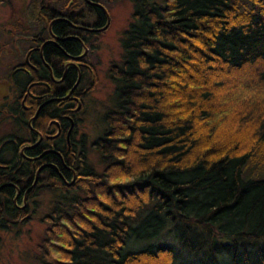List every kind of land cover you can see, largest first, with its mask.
<instances>
[{"label": "trees", "instance_id": "16d2710c", "mask_svg": "<svg viewBox=\"0 0 264 264\" xmlns=\"http://www.w3.org/2000/svg\"><path fill=\"white\" fill-rule=\"evenodd\" d=\"M48 1L31 0L36 32ZM131 1L100 132L76 146L70 114V151L53 139L45 154L44 140L29 150L33 167L0 161V228L29 222L50 193L40 264H264V0ZM80 12L107 17L87 0ZM81 40L59 44L74 55ZM87 69L80 65L82 100L97 82L83 80ZM27 167H41L40 179L16 196L4 184Z\"/></svg>", "mask_w": 264, "mask_h": 264}, {"label": "flooded vegetation", "instance_id": "af4514ba", "mask_svg": "<svg viewBox=\"0 0 264 264\" xmlns=\"http://www.w3.org/2000/svg\"><path fill=\"white\" fill-rule=\"evenodd\" d=\"M89 2L103 7L102 2L100 3L99 0H91ZM79 3H74L72 0L68 4L60 6L58 1H48L44 6L47 13L43 12L41 19L44 27L41 31L34 32L33 37H31V42L25 45V51L23 49V53L21 54L19 52L17 55V60L12 66L9 78L7 79L9 80L8 85L12 86L13 83V94L15 98L13 95H10L11 99L5 105L1 106L3 116L8 110L12 112L10 117L15 121L16 132H8L0 137L1 162H8L13 166L14 162L15 164L21 163L25 165L29 162L30 166H35L34 161L37 162V157H32L29 150L34 149L39 142L41 144L44 140V146L48 145L50 147L49 150L43 152L45 154L54 152L52 144L47 143L53 139H58L59 143H61L59 147L56 146V150L64 147L65 142V146H68L67 150L70 151V145L68 143L69 127L67 128L68 122H73L70 114H74V119L77 121L80 120L79 114L84 101L80 98V65L90 67L89 62L86 60L90 50V47L87 45L90 39L88 34L85 35L83 33L104 31L109 22L108 17H105L103 22L98 17L89 22L86 21L84 17L80 16L83 13L80 12ZM74 4L79 9L76 14L73 13L75 11ZM58 24L64 25L65 28L70 27V29H73L74 32H70V36L75 38L79 42V45L80 36L82 37L81 41L84 50L81 53L78 52L74 55L66 54L63 45L71 37L65 36V34H61L62 36L53 35L51 31H55ZM59 43L63 45L60 46ZM47 45L53 48L46 49ZM38 54L40 60L38 59ZM69 80H76L71 88V82ZM53 82H57L55 84H58L59 88L56 87L54 89ZM44 87H47L49 92L47 95H50V97L47 95L43 96L46 94ZM74 88L75 90L77 89L75 92ZM42 96L45 98L48 97V100L40 103ZM78 104L80 106L76 108ZM42 107L43 109L40 113ZM36 117H39L40 120L37 126L33 127L30 123ZM19 130L26 131V134H17ZM72 132L74 134L77 133L74 129ZM72 143L82 148L83 139L80 136V138L74 139ZM34 151L36 152V150ZM47 157V164L50 165L49 161L52 158L50 156ZM61 161L62 163L64 162L62 157ZM13 166L11 169H13ZM0 168L3 170L6 167L0 163ZM40 169L41 167L34 174H31L32 170L29 167L21 171L19 168H16L12 172L14 177L10 178L12 182L11 180L9 183L4 182V185L13 186V190L17 189L16 196L20 194L26 196L33 189V186L37 185L40 179L38 177ZM13 202L15 203V201Z\"/></svg>", "mask_w": 264, "mask_h": 264}, {"label": "rangeland", "instance_id": "374dc122", "mask_svg": "<svg viewBox=\"0 0 264 264\" xmlns=\"http://www.w3.org/2000/svg\"><path fill=\"white\" fill-rule=\"evenodd\" d=\"M9 1L10 6L0 7V47L2 50L0 53V99L3 93L10 92L7 79L17 60L18 53L31 42V37L36 32L34 30L35 22L32 20L34 12L31 0ZM70 1L72 0H58V4L61 6ZM101 1L103 7L107 9L109 22L104 31H99L95 36L89 35L94 47L91 48L90 46L89 54L86 57L91 68L87 70L85 75L88 81L97 80V82L95 87L85 96L84 106L86 107H83L84 109L81 107L76 134L77 136L79 133L83 136L86 134L88 145L100 132L102 107H105L107 103L110 104L109 98L112 96L114 83L109 73L115 69L114 66L121 63L122 37L132 21L134 11L131 0ZM73 6H75L74 9H77L76 4ZM90 16L85 17V20L90 19ZM17 26L20 28L15 29ZM17 35H19L18 38ZM242 74L240 73V76ZM4 122L6 121L2 122L1 115L0 137L15 129L13 122L3 124ZM92 160L97 163L95 156H92ZM51 196L50 193H43L40 196L42 207L35 212L29 222L17 224L11 230L0 228V264H40L37 245L46 226L41 217L43 212L47 211V204L49 205Z\"/></svg>", "mask_w": 264, "mask_h": 264}, {"label": "crops", "instance_id": "0c3cea01", "mask_svg": "<svg viewBox=\"0 0 264 264\" xmlns=\"http://www.w3.org/2000/svg\"><path fill=\"white\" fill-rule=\"evenodd\" d=\"M87 1H90V0H87ZM100 1V3L102 2L101 0H99ZM73 2H80V0H73ZM90 3V2H89ZM102 4V3H101ZM79 5H80V3H79ZM103 6V5H102ZM91 18V20H94V18L95 19H97V15H95V14H91V16H90ZM107 17H108V14H107ZM90 19H88L87 21L89 22L90 21ZM99 32V31H98ZM98 32H94V33H87V32H85V33H83V34H88V35H96ZM91 42V41H90ZM88 43L87 45L90 47L91 45H94L93 44V42H91V43ZM94 46H92V48H93ZM24 49V51H25V47L23 48ZM23 49L21 50V54L23 53ZM84 50V48L82 47V50H81V52ZM80 52V53H81ZM88 69H90V67H88ZM87 69V70H88ZM86 74V73H85ZM80 77H81V75H80ZM83 80H88L87 79V77H86V75L84 76V78H83ZM9 82V80H7V83ZM91 82L90 81H87V85L88 86H91ZM7 86L9 87V89H10V92L9 93H6V94H2L1 95V99H0V120H1V106L2 105H5L10 99H11V97H10V95H12V87H11V85H8L7 84ZM13 93H14V91H13ZM5 97V98H4ZM79 106H80V104H78V106L76 107V108H79ZM85 108L86 106H84V104H82V108ZM81 108V109H82ZM83 108V109H84ZM9 109V108H8ZM81 111V110H80ZM12 112L10 111V110H8L5 114H4V116L2 115V122L3 121H6V122H9V123H11V122H13L14 123V126H15V121H14V119L13 118H11L10 117V114H11ZM1 122V121H0ZM6 122H4L3 124H5ZM73 128V126H71V128L69 129V133H70V130ZM14 130H16V126H15V129ZM9 132V131H8ZM81 137H83V135H80Z\"/></svg>", "mask_w": 264, "mask_h": 264}]
</instances>
